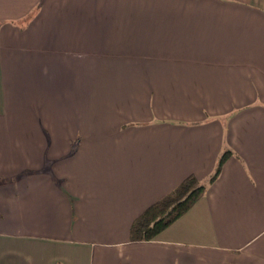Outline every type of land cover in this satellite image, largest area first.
<instances>
[{"label":"crops","instance_id":"1","mask_svg":"<svg viewBox=\"0 0 264 264\" xmlns=\"http://www.w3.org/2000/svg\"><path fill=\"white\" fill-rule=\"evenodd\" d=\"M0 264H264V0H0Z\"/></svg>","mask_w":264,"mask_h":264},{"label":"trees","instance_id":"2","mask_svg":"<svg viewBox=\"0 0 264 264\" xmlns=\"http://www.w3.org/2000/svg\"><path fill=\"white\" fill-rule=\"evenodd\" d=\"M225 150L218 158L213 174L208 182L214 181L222 164L229 156ZM206 188L205 182H200L193 175L187 176L168 195L149 205L131 224L129 239L132 241L153 240L164 228L187 211L200 198Z\"/></svg>","mask_w":264,"mask_h":264}]
</instances>
